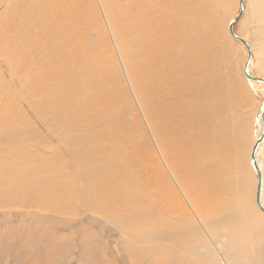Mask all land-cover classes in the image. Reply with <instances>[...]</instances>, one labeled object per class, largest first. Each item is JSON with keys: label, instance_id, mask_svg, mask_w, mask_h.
<instances>
[{"label": "rangeland", "instance_id": "rangeland-1", "mask_svg": "<svg viewBox=\"0 0 264 264\" xmlns=\"http://www.w3.org/2000/svg\"><path fill=\"white\" fill-rule=\"evenodd\" d=\"M106 1L109 7L104 0H0V264H174L162 254V245L170 243L168 235L136 241V233L144 230L149 235L146 230H150L148 224L135 223L139 211L161 213L165 208L171 209L174 219L179 213L196 220L195 205L166 163L135 86L139 81L132 79L123 57L118 38L127 31L119 14L126 0ZM199 3L203 30L212 33L210 43L216 51L214 69L203 65V140L221 128L229 137L224 152L216 151L208 162L216 165L226 186L225 200L233 204L244 197L252 208L256 172L250 169L249 157L264 83H249L243 73L247 45L228 32L240 0ZM40 4L50 10L44 13L52 22L45 26L58 31L42 35L43 44L35 55L44 61L45 84L35 80L34 68L29 74L28 68L23 72L14 68L27 15ZM242 6L233 31L251 51L249 72L264 78V0H242ZM171 9L169 3L164 10ZM201 122L197 116L193 125ZM184 126L178 116L167 130L182 133ZM190 131L185 134L187 141L197 138ZM206 150L203 145V153ZM258 157L264 164V144ZM111 158L112 166L106 163ZM82 166L90 175L83 174ZM243 174L249 179L246 185L252 181L251 189L242 184ZM96 179L109 190L98 193L94 203L90 190L102 187ZM30 183L36 187L40 183V188L23 201V190ZM110 195L135 198L136 205L119 204L124 214L111 213L102 207L104 197ZM253 212L247 218L250 223L241 229L236 217L215 221L222 214L216 215L214 203L209 208L203 201V226H195L200 236L197 264L206 261V253L214 264H244L225 256L226 246L215 238L231 237L244 247L253 228L262 247L264 215ZM142 247H148V257L140 256ZM260 252L264 264V250ZM174 261L189 264L192 259Z\"/></svg>", "mask_w": 264, "mask_h": 264}, {"label": "bare ground", "instance_id": "bare-ground-1", "mask_svg": "<svg viewBox=\"0 0 264 264\" xmlns=\"http://www.w3.org/2000/svg\"><path fill=\"white\" fill-rule=\"evenodd\" d=\"M173 2L171 0H126L127 5L119 15L123 17V24L127 32L121 33L118 39L122 46L123 57L130 69L131 77L139 81L138 85L135 86L141 96L143 105L146 107L154 133L160 140V148L164 153L166 163L167 161L169 162L171 170L186 187L187 195L192 199L197 214L196 220H193L191 216L185 214L179 216V213L175 215L178 218L174 219L170 212L171 209L168 211V209L164 208L161 209V213L147 214H142L139 211V217L135 223H141L144 226L148 224L150 230L148 231L147 229L146 232L151 237L142 229L143 231H137L135 239L138 243L148 242L154 241L153 236L165 235L167 237L168 235L169 246L162 245L164 246L162 254L165 257V261L168 263L173 261L176 264L174 261L176 258H191L192 262L189 264H197L200 261V254L195 253L198 249L196 240H199L198 237L200 238V236L195 233V226H203V201L209 205V208L214 203V208L218 212L216 215L222 214L215 221L230 220L232 217H236L239 221L238 228L241 229L250 223L248 222L250 218L247 219L249 214L256 211L257 214L264 215V211H261L256 202L252 205V208L248 206L244 197H241L233 204L228 203L225 200L227 189L223 184L224 182L219 178L218 169L215 164L208 162V160L213 159L216 151L218 153L224 152L226 137L229 141L228 133L224 128L216 132L211 131L204 136L203 140V65L210 66L206 67L207 69H214L215 62L211 61L215 60L216 51L210 43V35L212 33L203 30L205 28L203 27V6L199 3V0H178L175 1L176 4ZM104 3L105 6L109 7L106 0H104ZM169 3H172V9L168 12L164 9H168ZM49 11L47 4L45 6L40 4L36 7L35 12L27 15V25L22 31L21 46H19V52L15 57L16 62L14 64V68L20 72L28 68V74L34 68L35 80L44 84V61H38L35 55L43 44L42 35L50 31L54 34L58 32L49 30L45 26L52 22L51 18L45 15ZM162 12H168V14L162 15ZM113 13L116 14V9ZM143 20L151 24L142 26L141 22ZM190 22H193L194 25L190 26ZM260 30H263V28ZM248 66L246 68L249 70ZM248 81L251 84L255 82L251 79H248ZM158 96L163 99L158 100ZM262 112L263 107L258 108L257 118L262 122L259 119L255 122L257 128L255 137L252 140L255 142L257 137L262 135V140L255 151V156L261 168L260 200L264 205V164L258 157L259 150L264 144V121L260 118ZM178 116L183 118L185 126L184 131L176 133V135L169 132L167 128L171 119ZM197 116L202 119V122L198 125H193ZM209 116L208 119L211 117ZM189 131L196 134L197 138L187 141L185 134ZM253 144L252 142L251 146ZM203 145L207 146L205 153H203ZM113 161V158H111L106 163L109 162L112 166ZM250 162L252 164L251 160ZM98 166L100 165L98 164ZM81 168L84 175H90L91 172L88 168L83 166ZM250 169L255 172L254 168L250 167ZM241 178L244 179V174L243 177L241 175ZM254 178L253 191L255 192L257 176ZM89 180L93 181L94 178H89ZM189 180L192 182L191 185L189 183L185 185ZM248 180H242V184L251 189L252 181L246 185ZM96 181L98 180L96 179ZM40 183L37 187L30 183L27 188H24L23 201H29L28 198L31 194L36 193L37 189L40 188ZM98 184L102 185V187H97V190L96 188L90 190V198H94L92 199L94 203L99 199L96 198L98 193H107L109 190L100 181H98ZM53 194L57 195V192L54 191ZM125 197L127 196H105L102 207L111 213L119 212L124 214L118 208L119 204H123V207L126 206L128 208H133L136 205L135 198L127 200L124 199ZM33 203L38 204L37 202ZM153 203L154 205L157 204L154 197ZM37 207L40 208V205L38 204ZM144 226L142 225L143 228ZM252 231L253 228L248 232L249 242L244 247L241 242L238 243L237 239H232L231 237L224 239V241L222 237H217L215 242L222 240V244L228 250V254L225 253L224 255L229 259L234 258L239 262H244V264H261L259 255L262 254L260 251L264 250V245L262 244L261 247L262 239L256 234V230L255 233ZM143 247L140 250L142 251L140 256L148 257L150 255L149 249L148 247L145 249ZM209 258L211 256L206 253V261L203 258V263L201 264H214L213 261L208 262Z\"/></svg>", "mask_w": 264, "mask_h": 264}, {"label": "water", "instance_id": "water-1", "mask_svg": "<svg viewBox=\"0 0 264 264\" xmlns=\"http://www.w3.org/2000/svg\"><path fill=\"white\" fill-rule=\"evenodd\" d=\"M240 6H241L240 7V10L237 13L236 17L233 18L229 22V25H228L229 33L232 35V37L237 38V39L243 41L247 45V48H248V57H247V60L245 62V67L243 69L244 70L245 77L248 78V79L254 80V81H259V82L264 83V78L263 77H258V76H255V75L251 74L249 72V70L246 68L248 66V64L250 63L251 51H250V49L248 47V44L245 41V39L242 38V37H240L239 35L235 34L234 31H233V24H234V22L238 19V17L243 12L242 0H240ZM260 107H263V112H262V115H261L260 118L264 121V99H263L261 105L259 106V108ZM261 140H262V135L258 136L257 139L255 140V142H254V144L252 146V149H251L250 160L252 161V165H253V168H254V170L256 172V176H257L256 187H255V192H254L255 202L257 203V205L259 206V208L262 211H264V205L261 203V200H260V197H261V184H262L261 168L259 167V165L257 163V160H256V156H255V151H256L257 147L259 146Z\"/></svg>", "mask_w": 264, "mask_h": 264}]
</instances>
